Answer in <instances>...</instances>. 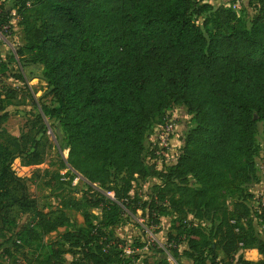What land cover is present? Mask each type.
Returning a JSON list of instances; mask_svg holds the SVG:
<instances>
[{
	"label": "trees",
	"instance_id": "trees-1",
	"mask_svg": "<svg viewBox=\"0 0 264 264\" xmlns=\"http://www.w3.org/2000/svg\"><path fill=\"white\" fill-rule=\"evenodd\" d=\"M32 2L40 23L24 25L17 64L42 67L55 105L42 106L37 118H52L62 131L67 185L77 176L88 185L79 199H60L61 210L39 211L27 180L12 170L16 159L23 167L40 165L39 143L26 135L4 138L0 222L13 209L33 216L16 241L63 228L69 220L62 210H72L83 226L61 235L66 251L51 245L46 264H169L168 257L264 264V240L246 203L253 197L246 188L258 181L256 133L264 122V0H224L217 7L204 0ZM7 14L0 5V30ZM2 96L0 126L8 117ZM176 107L188 119L178 124L175 154L157 168L147 159L158 158V147L147 148L146 140ZM150 177L158 183L140 202L130 195L132 183ZM137 211L148 224L170 211L178 241L165 251L119 236L121 219L135 224ZM247 249L261 259L244 260ZM150 253L159 259L150 262Z\"/></svg>",
	"mask_w": 264,
	"mask_h": 264
},
{
	"label": "rangeland",
	"instance_id": "rangeland-1",
	"mask_svg": "<svg viewBox=\"0 0 264 264\" xmlns=\"http://www.w3.org/2000/svg\"><path fill=\"white\" fill-rule=\"evenodd\" d=\"M217 7L224 3V0H204ZM0 5L7 11L4 20L7 21L9 32L0 30V49L5 56L0 58L5 60L0 66V93L3 95L4 104H6L8 117L0 126V143L6 137L19 138L21 135L29 136L39 143V149L43 154V162L38 166L23 167L20 160L16 159L12 164V170L17 177L27 180L28 192L36 201L37 209L42 212L61 210L58 205L60 199L74 197L79 199L81 193L87 190L88 183L81 177L73 179L70 185L69 176L61 165L65 164L67 151L62 150L64 136L57 122L48 116L42 115L41 120L37 118L42 106L51 108L55 105L52 97L49 96L48 86L41 79V66L20 68L17 64L18 58L15 56V48L24 41V25L38 26L39 19L35 13L36 6L32 0H0ZM239 5V4H238ZM237 9V8H236ZM200 21V20H199ZM19 78H16L18 77ZM171 119L175 124V134L171 138V149L167 156L159 155L156 159H147V162L155 164L157 168L166 163L175 154L178 137L176 131L179 128V122L187 121L185 109L176 107L171 112ZM43 125V126H42ZM159 125L154 126L146 140L147 148H152L156 143ZM256 143L258 152L255 158L256 173L258 175L257 183L260 188L254 191L253 197L246 201L250 208V220L254 232L258 237L264 240V220L258 215V201L264 197V122L257 124ZM179 147V145H178ZM50 182L51 186L47 183ZM158 180L154 177L147 178L145 181L136 180L132 183L131 196L138 201L144 202L148 199L150 188L157 184ZM194 182L190 180V184ZM256 184V183H255ZM255 187V186H254ZM251 188L246 191L250 193ZM112 197V194H108ZM229 207V201L226 202ZM69 222L63 228L55 232L43 235L34 242L26 241L24 243L16 241L17 234L24 227H28L33 222L31 214L21 213L13 209L6 222H0V264H46L45 257L51 250V245L56 244L60 250H67L60 237L73 226L82 227L83 219L80 213L72 210H62ZM97 213V211H92ZM191 215L188 216L191 219ZM174 216L167 211L163 216L156 219L155 224H148L137 211L133 215L134 223L141 226L143 234L138 228L126 219L124 216L116 226V233L125 239H136L144 243L156 244L161 249H168L172 244L178 241L177 231L174 229ZM208 225V223H204ZM179 247V251L182 249ZM255 250V249H247ZM166 251V250H165ZM256 251V250H255ZM246 261L258 262L261 257L256 252H241ZM221 255V256H220ZM220 257H223L219 253ZM66 262L71 261L72 255L68 252L63 254ZM150 262L159 259L153 254H148ZM229 259L224 258L223 264H230ZM169 264H188L185 260L179 259L178 262L168 257Z\"/></svg>",
	"mask_w": 264,
	"mask_h": 264
},
{
	"label": "built area",
	"instance_id": "built-area-1",
	"mask_svg": "<svg viewBox=\"0 0 264 264\" xmlns=\"http://www.w3.org/2000/svg\"><path fill=\"white\" fill-rule=\"evenodd\" d=\"M234 9L238 8V5L236 4ZM5 33L9 31V26L3 27L1 30ZM175 134V124L173 123V119L169 117H165L163 119V123L159 127V131L156 138V145L158 147L157 155H164L167 156V152L171 149V138ZM258 212L259 214L264 215V197H261L258 201Z\"/></svg>",
	"mask_w": 264,
	"mask_h": 264
},
{
	"label": "crops",
	"instance_id": "crops-1",
	"mask_svg": "<svg viewBox=\"0 0 264 264\" xmlns=\"http://www.w3.org/2000/svg\"><path fill=\"white\" fill-rule=\"evenodd\" d=\"M21 44H23V43H21ZM1 50H3V49H0V53H2ZM2 54H3L2 57L5 56V53H2ZM0 62H1V63H2V62L6 63L5 60L3 61V59H1V58H0ZM156 126H157V125H156ZM178 145H179V142H178V140H177V145H174V146H176V148H178ZM254 186H255V187H254ZM250 188H251L250 193L253 195V194H254V191H256V190H258V189H261V188H260V183H259V184H258V183L253 184V185L250 186ZM245 252H256V253H257V251H255V250L244 251V253H245ZM257 255H258V253H257ZM258 256H259V255H258Z\"/></svg>",
	"mask_w": 264,
	"mask_h": 264
}]
</instances>
